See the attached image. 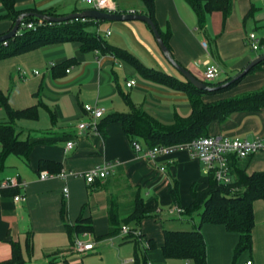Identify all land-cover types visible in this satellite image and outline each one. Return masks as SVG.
Wrapping results in <instances>:
<instances>
[{
    "label": "crops",
    "instance_id": "0c3cea01",
    "mask_svg": "<svg viewBox=\"0 0 264 264\" xmlns=\"http://www.w3.org/2000/svg\"><path fill=\"white\" fill-rule=\"evenodd\" d=\"M113 1L121 13L148 16L149 9L141 0ZM14 2L18 10L33 8L40 12L55 11L62 16L76 13L80 10L77 5L85 4L82 0H76L75 5L73 0ZM5 15L0 2V37L13 28V21ZM152 16L160 33L167 37V47L176 63L202 82L207 66L215 64L220 68L215 83L226 87L254 60V54L256 57L264 54L253 52L248 45L250 33L264 36V0H231L228 16L222 11L209 13L203 30L185 0H154ZM94 25L96 33L114 48L132 55L148 68L188 82L165 57L147 23L103 21ZM66 62L70 66L63 69L61 66ZM132 80L136 85L127 87ZM262 89L264 65L241 78L233 88L221 94L205 95L204 102L232 100ZM0 93L8 98L13 110L33 108L38 113L35 120L23 119L15 124L19 138L33 145L29 157L10 155L0 171V182L17 178L26 183L24 188H16L17 191H0V263L10 261L14 247L18 246L24 264H132L136 242L121 233L110 236V211H116L121 219L128 217L140 194L144 205L155 210L136 228L142 233L141 245L148 249L149 264H193L164 257V230L188 231L200 226L201 211L192 217H178L168 214V210L190 207L192 189L208 188L210 174L205 165L186 150L149 160L134 152L132 139L120 122H105L111 115L144 111L164 125H173L192 113L187 92L143 77L132 64L113 54L84 51L79 43L68 42L0 60ZM85 105L105 109L97 135L78 131L79 123L89 121ZM9 121L6 109L0 105V125ZM209 134L241 140L262 138L264 110L237 112L224 122L214 121ZM69 141L76 143L71 150L67 149ZM42 161L59 165V172L41 171ZM104 165L114 166L108 177L89 184L86 175ZM240 168L248 175L264 172V152L238 162L230 159L231 172ZM43 172L51 177L41 179ZM61 173L65 177H60ZM232 177L234 180L233 174ZM18 196L23 200L16 202ZM81 219L89 221L92 231L71 236L68 226L75 227ZM254 221L253 250L242 254L235 263L239 234L228 232L222 225H203L207 264L249 261L264 264L263 200L254 202ZM77 239L93 243L94 250L85 254L74 252ZM149 241L154 248L150 249Z\"/></svg>",
    "mask_w": 264,
    "mask_h": 264
},
{
    "label": "trees",
    "instance_id": "16d2710c",
    "mask_svg": "<svg viewBox=\"0 0 264 264\" xmlns=\"http://www.w3.org/2000/svg\"><path fill=\"white\" fill-rule=\"evenodd\" d=\"M141 1L149 9L148 16L153 20L154 0ZM185 1L196 13L198 26L202 30L206 27L209 13L222 11L227 17L231 10V0ZM0 2L6 10L5 17L13 21V27L17 19L25 13H37L54 17L62 16L55 11L40 12L33 8L18 10L14 0H0ZM77 12H82V10ZM124 13L126 12L121 13L118 11L115 14ZM32 22L36 25V29L22 28L13 38L0 42V60L19 56L46 45L75 42L79 43L84 51L113 54L117 58L132 64L143 77L189 94L192 106L191 115L187 118L178 119L173 125H164L144 111L119 113L107 118L105 121L107 123L120 122L128 137L132 141L142 139L146 148L184 144L199 138L208 137L210 136L209 127L214 121L224 122L237 112L264 110V89L232 100L205 103V95L221 94L236 86L241 79L226 87H220L222 83H205L211 88H216L214 90L198 89L190 82H181L175 77L144 66L132 55L111 46L100 34L88 32L87 28L90 25L103 22L101 20L88 18L51 24L34 17H27L22 23L28 24ZM40 22L43 23L42 26H39ZM160 36L167 46V37L162 33H160ZM262 65H264V61L254 67L249 73ZM69 66L70 63L66 62L61 67L67 69ZM125 101L131 104L128 97H125ZM0 105L6 109L10 120L9 123L0 125V142L2 144V152L0 154L1 171L4 169L6 159L10 155H16L24 159L29 157L33 145L19 138L15 124L18 120H35L38 118V113L33 108L23 111L13 110L8 103V98L2 93H0ZM231 159L236 162L240 161V159L235 157ZM40 170H50L58 173L60 166L55 165L53 162L42 161ZM231 174H233L234 180L230 184H220L216 181L214 174H210V183L207 189L203 191H198L196 187L192 189L193 203L190 207L185 208V215L192 217L195 213L201 211L200 226L195 230L188 231L164 230L162 251L167 260H187L193 264H207V245L201 231V227L205 224L222 225L228 232L239 234V242L234 253V263L245 252H252V233L255 227L254 202L257 200L264 201V172L248 175L245 169L240 168L235 172L232 171ZM17 190L16 188L9 189V191ZM175 192L176 190L173 191L174 194ZM153 213H155L154 208H147L144 205V199L140 194H137L135 205L128 217L121 219L116 211H110V236L119 235L124 227L132 229L140 227L142 221L151 217ZM87 231H92V225L87 220L81 219L75 227L68 226V232L71 236L80 235ZM126 238L135 241L137 245L132 264H149L148 249H145L140 243L142 238L136 239L132 236H127ZM148 243L150 249L155 247L152 241ZM0 264H24L20 248L15 246L12 259Z\"/></svg>",
    "mask_w": 264,
    "mask_h": 264
},
{
    "label": "built area",
    "instance_id": "2783aa9c",
    "mask_svg": "<svg viewBox=\"0 0 264 264\" xmlns=\"http://www.w3.org/2000/svg\"><path fill=\"white\" fill-rule=\"evenodd\" d=\"M83 3L91 7V9L105 12V13H117L118 8L113 0H82ZM131 14H134L132 12ZM43 23L40 22L39 26ZM22 28L36 29V25L32 23L21 25L19 31ZM18 31V33H19ZM110 35V31L107 32ZM248 45L253 52H264V36H259L257 33H250L248 36ZM204 48H207V43L203 42ZM220 68L218 65L210 64L207 66L203 80L205 83H215L219 78ZM26 71L23 72L25 76ZM38 74V72H36ZM136 85V81L132 80L127 83V87H133ZM84 110L89 117L88 122H82L78 125V131L80 134L91 132L95 135L100 133V121L105 116V109L94 105H85ZM74 141L67 143V149L71 150L75 146ZM133 150L144 156L149 160H156L158 157L171 155L177 151L186 150L190 153L191 157L197 159L203 163L209 174H214L216 181L220 184H230L232 182V174L230 169V159L235 157L237 159H246L259 152H264V137L255 140L247 139H230L225 136L210 135L208 137L199 138L189 143L178 145H160L154 148H146L140 139L132 141ZM113 165H104L93 169L86 175V181L89 184H93L96 179L104 180L108 177L113 170ZM165 171V168H162ZM51 177L47 172L41 174V179L45 180ZM60 177H65L64 173L60 174ZM26 183L20 182L17 178H10L0 182V191L13 188H24ZM68 195V189H65ZM22 197H16V201H20ZM170 215L182 217L185 215V209L181 207H175L169 211ZM121 235L123 237L132 236L133 238H142V233L139 229H132L130 227H124ZM95 245L91 242L77 239L73 246L74 252L85 254L94 250ZM247 264H253L252 261Z\"/></svg>",
    "mask_w": 264,
    "mask_h": 264
},
{
    "label": "water",
    "instance_id": "95a60500",
    "mask_svg": "<svg viewBox=\"0 0 264 264\" xmlns=\"http://www.w3.org/2000/svg\"><path fill=\"white\" fill-rule=\"evenodd\" d=\"M27 17H34V18L40 19L42 21L49 22L51 24L63 23V22H68V21H72V20H85L88 18L94 19V20H101V21H142V22H145L150 26L151 30L153 31L154 36L157 40V43H158L161 51L165 55V57L168 59V61H170L176 67V69L183 75V77L188 82H190L193 86H195L198 89H203V90H214V89H216V88H211V87L207 86L204 82L200 81L194 75H192L188 70H186L185 68H183L182 66H180L179 64L176 63V61L173 59L168 47L165 45L164 41L162 40L160 33H159V30H158L157 26L155 25L154 21L147 15L138 14V13H136V14L135 13L134 14L105 13V12L97 11L94 9H87V10L82 11V12H77V13H73V14L61 16V17L47 16V15H41V14H37V13H25L17 19L14 27L12 28V30L8 34L0 37V42L6 41V40L11 39L14 36H16L21 25H22L23 20ZM263 61H264V54L257 57L256 59H254L244 69V71L236 79H234V81H232L231 83H233V82L243 78L244 76H246L254 67H256L258 64H260Z\"/></svg>",
    "mask_w": 264,
    "mask_h": 264
},
{
    "label": "rangeland",
    "instance_id": "374dc122",
    "mask_svg": "<svg viewBox=\"0 0 264 264\" xmlns=\"http://www.w3.org/2000/svg\"><path fill=\"white\" fill-rule=\"evenodd\" d=\"M74 1V5L75 4H77V2H76V0H73ZM78 6V8L80 9V10H85V9H90V6H88L87 4H78L77 5ZM87 30H88V32H90V33H92V34H95L96 32H97V29H96V26L93 24V25H90L88 28H87ZM257 55L256 54H254L253 55V57H254V59H256L257 57H256ZM80 124V123H79ZM78 124V125H79ZM135 152V151H134ZM136 153V152H135ZM137 154V153H136ZM251 157V156H250ZM232 182H233V178H232ZM231 182V183H232ZM65 194H66V192H65ZM66 196H68L67 194H66ZM18 197H20V196H18ZM16 198V197H15ZM15 200V199H14ZM23 200V198L20 200V201H22ZM16 201V200H15ZM20 201H16V202H20ZM176 207H179V206H176ZM158 211V213H160L159 211L160 210H157ZM163 212V211H162ZM168 213H169V210H168Z\"/></svg>",
    "mask_w": 264,
    "mask_h": 264
}]
</instances>
